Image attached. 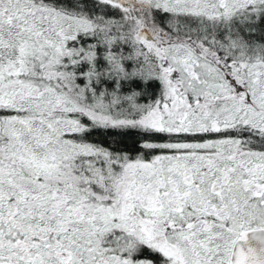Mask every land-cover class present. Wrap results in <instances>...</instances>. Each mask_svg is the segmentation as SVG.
Wrapping results in <instances>:
<instances>
[{
	"label": "snow or ice",
	"instance_id": "6c2138e0",
	"mask_svg": "<svg viewBox=\"0 0 264 264\" xmlns=\"http://www.w3.org/2000/svg\"><path fill=\"white\" fill-rule=\"evenodd\" d=\"M0 264H264V0H0Z\"/></svg>",
	"mask_w": 264,
	"mask_h": 264
}]
</instances>
